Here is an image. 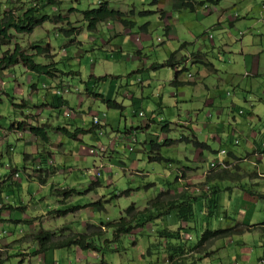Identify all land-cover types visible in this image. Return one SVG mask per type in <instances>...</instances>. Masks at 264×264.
Segmentation results:
<instances>
[{
  "label": "rangeland",
  "instance_id": "374dc122",
  "mask_svg": "<svg viewBox=\"0 0 264 264\" xmlns=\"http://www.w3.org/2000/svg\"><path fill=\"white\" fill-rule=\"evenodd\" d=\"M10 1L0 0V16L2 12L7 10L9 7L7 3ZM153 1L155 0H55V6L51 8L49 6L43 7V11L45 14L48 13L50 17L61 15L67 20L65 23L55 25L45 22L37 27L32 34L14 35L11 45L0 48L1 56L4 51H11L15 44H19L27 54L36 56L33 46H42L41 49H43L48 45L51 50L49 53L41 55V57H35L36 63H43L51 68L52 76L46 75L48 79L44 80L52 79L56 87H60L58 84L63 78H66L68 84L83 92L81 94L76 92L66 94L64 96L66 100L65 106L62 108L53 106V110L45 109L41 114L42 117L47 118L49 115L58 114L60 121L66 122L74 130L78 127L93 132L104 147L108 146L109 140L120 139L124 135L125 119L127 120V129H129L130 127H137L140 121L145 122L146 118L149 119L151 116L155 118V124L150 128V136L148 137L150 143L147 150L151 152L150 156L159 155L163 160L161 162L149 161L147 154L141 153L143 146L137 144V142L132 147V152L128 150L126 144L116 142L115 147L112 148L113 151H107L104 154L105 168L102 169V172L101 169L99 170V177H96L93 167L96 164L98 165L99 158H101L98 156H102L103 153L97 150L98 156L93 157L88 154V149L98 143L92 141L94 137L90 133L83 135L82 141H73L64 137L61 140H55V135L51 131L48 132L51 143L55 144V146L61 144L66 147L65 153L67 154V156H63L55 151L54 163L52 162L49 165H53L57 169L64 166L71 169L75 176L72 178L68 174L65 176H53L48 180V184L44 188H41L37 181H27L25 174L22 172L25 163L23 159L25 150L21 143H17L14 140L13 144L15 145L16 143L14 147L15 153L11 157V162L12 166H16L19 170L21 184L18 191H14L9 196L8 201L14 202L15 200L19 201L20 198L23 199L28 204V212L26 214L32 218L41 217L42 215L46 216L50 211L52 216H56L74 206H81L83 212L68 213L65 216L55 217L53 220L42 219L40 221L39 218H35L33 224L28 222L19 224L5 223L3 229H0V232H5L4 236L8 234L18 235L20 232L28 233L31 231L30 225H34L36 231L40 228L52 230L58 227L59 229L55 230L56 233H64V235L73 233L85 234L86 231L87 233H94L95 230L89 229L90 225L83 227L84 223H91L89 221L90 217L95 219L92 222L95 221L96 225L100 223L106 224L118 221L120 217L125 216L126 209L131 204L141 209V212L133 214V217L139 218V221L143 222L139 226L141 228L133 236L121 234L119 236L121 239L116 240L113 237V231L104 227L107 232L103 231L104 229L102 230L101 239L97 242L98 252L94 254L92 251H81L82 259L78 262L76 254L69 248L56 250L53 251L55 254L52 255L56 264H101L103 258L109 263L114 259L116 264H128V262L131 263L132 261L136 264H149L150 259L155 261L156 264H166L168 256L172 253L169 249L171 246L168 245L166 251H163V248H159V244H162L163 238L161 234L163 232L157 237L154 231L158 228L159 230L161 229V221L158 219L164 215V218L167 217L170 205H149V203L156 200V197L162 192L172 190L177 193L179 191L180 187L176 182L179 170L197 167L200 172L210 171L212 162H217L218 159L223 160L224 157L228 156L226 153L225 155H218L215 153L216 151L224 149L225 152H241L247 144L244 136L231 135L233 139H238L239 144L233 146L227 141H222L221 144H212L211 148L214 152H206L203 161L199 163L185 159V155L191 156L193 147L192 145L187 147L181 141V134L190 140L192 139L189 129H184L183 124L193 121L194 113L201 109L204 102L203 99L207 97V92L201 86L198 87L197 85L194 87L189 85L187 81L191 76L187 75L185 70L182 71L183 68L180 65V68L174 72V75L180 73L179 80L183 81L179 86H173V81L171 83L168 82L172 67L156 70L148 69L143 74L135 71L137 68L148 67L152 63L162 64L165 59L179 49L176 38L171 40L167 38L160 15L158 13L143 15V12L155 11L157 8L165 11L170 15L168 23L176 31L175 33L178 37H186L189 34L186 24L194 21L192 20L193 17H190L192 16L191 14L182 15L185 12L175 7L172 1L157 0L159 1L158 5L151 6L150 4ZM102 2H108L109 7L113 10L126 11L128 18L132 16L135 19L136 26L130 30H125L118 21H109L98 25L97 32H89L86 25L82 22L81 12L95 9ZM67 22L68 24H66ZM61 28H78L79 33L69 39L60 31ZM143 28H147L148 31L145 33ZM136 37L139 41H136ZM185 39L193 42L188 37ZM138 45L142 47L141 60L136 59ZM168 51H170V54ZM91 76L95 79L108 76L107 81L95 84L93 93L107 96L109 93L117 92L118 95L117 93L116 96L112 95L111 100L122 105L121 110L108 108L100 98L87 96L84 93L86 90L85 84L91 80ZM30 78L32 81H30ZM0 80V91L4 92L0 93L1 138L4 132L10 131L9 127L15 121L20 122L21 120L31 119L35 122L37 117L28 115L37 114V108L33 106L32 101L37 99L39 102L40 96L45 90L39 87L38 92L32 93L31 84H37L39 79L35 74L26 72L21 64L4 71ZM223 86V84H219V88ZM223 90L225 91V88ZM133 99L140 102L138 105L141 107V111L145 113L146 118L132 115ZM95 117L105 124L101 127L103 136L99 134L100 130L98 128L92 129L93 118ZM161 119L167 121L166 123L170 129L166 135L163 132L164 128H161L163 124L159 123ZM193 123L195 122L193 121ZM27 125L25 123V126ZM198 128L200 129L201 127ZM197 133H200L197 137L201 139L202 135L206 134L207 131H202V133L197 131ZM136 135L139 137L140 143H143L145 135L143 133ZM27 138H29V135H27ZM166 139L177 142L173 146L166 145L164 143ZM43 144L41 141V145ZM40 151L44 153V150ZM70 151L71 154H69ZM46 155L47 157L52 156L50 153L33 155V159H30L31 161L27 164L25 163L24 166L26 168L29 167V171L35 170L32 163L45 159ZM3 157L4 162L6 164L9 163V158L4 152ZM27 160L28 158H26V162ZM109 160L114 162L112 167H110ZM253 161L257 165L252 158L250 160L232 161L230 167L225 169L220 167L212 169L211 172L215 174L226 170L230 174V178L224 177L216 181L218 206L210 217L200 212L199 204L192 205L194 218H190L193 221L189 219L190 228H187L185 235H183V238L186 236L187 241V243H184V246H186L185 252L179 254L177 250L178 254H175L172 264H195L198 261L196 257L199 256L194 257V254L188 251V247L196 245L205 230L233 229L237 232L219 237L215 241L207 242L205 249L200 251V256L203 258L202 264H247V257H251L253 262L256 255L263 252L262 249L264 248L261 245L264 244V233L262 231L251 233L244 231L246 229L244 226H260L264 224V201L259 199L258 206L254 209L246 199V197L256 198L257 191L263 192L259 194L264 197V183L257 186L252 185V181H255L254 179L245 178L240 174L243 169L254 171L255 166L251 164ZM119 165H124V167L122 168ZM258 165L264 169V161ZM77 176H81L85 181L83 186L76 187L79 194L72 196L68 206L57 204L56 200L62 199V196L57 198L54 194L50 195V184H54L55 189L70 188L73 187V179ZM63 177L67 178V184ZM91 178L98 179L102 186L94 188L89 181ZM202 188L203 186L199 184L185 185V191L194 194L190 195L191 199L201 196L206 190ZM163 200H171V197H166ZM93 202H100L99 206L101 205L105 210L96 206V208H93L94 211H90L91 207H88V204ZM3 208L4 206L0 210ZM4 211H6V208L2 212ZM150 216H153V218L149 219ZM146 221L151 223L145 230L143 224ZM132 226L134 225L132 224ZM65 228L69 229V232L64 230ZM135 228H138V226ZM188 237L192 238V240L189 241ZM116 241L119 247L123 248V250L119 251L120 253L111 250L107 246L109 243L115 245ZM135 242H137L136 246L133 245ZM149 245L154 247L155 254L153 258L147 256V251L150 249L148 248ZM0 254L1 258L4 259V253ZM170 262L168 261V264ZM9 264H17V261H10Z\"/></svg>",
  "mask_w": 264,
  "mask_h": 264
},
{
  "label": "crops",
  "instance_id": "0c3cea01",
  "mask_svg": "<svg viewBox=\"0 0 264 264\" xmlns=\"http://www.w3.org/2000/svg\"><path fill=\"white\" fill-rule=\"evenodd\" d=\"M173 5L177 7L178 9H182L184 13L182 15H188L190 16L193 23H187L186 29L189 31V34L186 35V37L190 38L189 40H193V42L187 41L185 39L186 37H178L176 35V31L173 29V27L168 23V18H170L169 14H167L162 9L157 8L154 13H158L161 17V20L165 27L166 36L168 39L176 38L178 42L179 49L175 51L169 58L165 59L163 63H165L167 60H169L173 56L172 63L174 64V68L172 67V72L169 75V83L173 81L175 75L174 72H176L177 69H179V65L187 72V75L189 74L191 77L188 79L187 83L189 85H193L194 87L198 85L202 87L207 92V97L203 99V105L201 106V109L197 110V113H194L193 121H189L188 123L183 124L184 129L188 128L190 136L192 137V141L186 137L185 135H182L181 141H183L187 147L192 145L193 151L191 152V156L185 155V159L188 161L194 160V162L199 163L203 161L204 154L206 152H214L211 148L212 144H221L222 141H227L231 145L235 146L236 141L238 139H233L232 136H244L246 140V146L244 147L243 151L239 152H226V155H228L226 158L224 157V160L228 163H231L232 161H243V160H250L254 159L256 161V164L254 161L251 163L254 165L255 169L254 171H248L249 169H243L241 175H243L245 178L249 177L254 179L255 181H252L253 184L257 186L258 184L264 183V169H262L261 166L258 164L264 161V0H192L191 3L194 5V9L191 10L188 7H184L180 5L179 3L173 2ZM131 11V10H130ZM126 13V11H121ZM234 16V17H233ZM190 18V19H191ZM128 21L133 22L136 26L135 19L131 16L130 18L127 17ZM189 22V21H188ZM209 22V23H206ZM125 30H130L127 28H124ZM144 32L146 33L148 31L147 28H143ZM211 32V33H210ZM114 35H116L114 33ZM209 36H212L210 39ZM136 41H139V39L136 37ZM141 49L142 47L138 45L137 49V56L136 59L141 60ZM190 50V51H189ZM170 54V51H168ZM112 57V55H111ZM162 63V64H163ZM159 65V63H152L150 66L137 68L135 72L144 73L145 70H156L153 69L152 66ZM24 68V67H23ZM169 68V67H168ZM26 72H29L25 69ZM2 76V75H1ZM105 77V76H104ZM108 76H106L107 78ZM39 79L38 83L31 84V91L32 93H36L39 90V87H41L42 90H45V92L40 96V101L38 102L37 99H34L32 101L33 106L37 108V114H28L31 117H37L35 119V122L31 119L21 120L20 122L27 123L28 125L25 126L22 129L27 130H17L13 128L12 126L16 125L18 122L15 121L10 127V131L4 132L3 136L0 138V208L4 206L3 209L6 208V211L2 212L0 210V229H3V226L5 223L10 224H19V223H32L35 221V218H39L40 221L42 219H54L55 217H59L60 215L52 216L51 211L48 212L46 216L42 215L41 217H35L32 218L26 213L28 212V204L20 198L19 201L15 200L14 202H9L8 198L11 194L14 193V191H18L20 188V174L18 173V178L15 179L14 169H17L16 166H12L11 157H13L15 153V145L13 144L14 140L17 143H21L24 148V162L27 164L33 159V155H39L41 154H52L51 157H47L42 160L43 164L42 166H37V163H32V166H34L35 170H30V168H26L25 163L22 168V172L25 174V177L27 181L33 182L37 181L39 186L41 188H44L46 184H48V180L57 175H69L71 178L75 175L72 173L71 169H68L66 167H58L55 168L52 164L55 160V151L58 154H61L63 156H67L66 147H63L61 144L59 146H55V144H52L50 141V137L48 135V132L51 131L53 135H55V140H61L64 136H62L57 130L59 127L66 128L68 131L72 132L74 128H72L70 125H68L66 122H61L59 119V115H49L47 118L42 117L43 110L51 109L53 110V106H59L58 99L55 96V87L56 84L54 81L52 82V79H48L46 76H37ZM31 79V78H30ZM44 80V81H42ZM179 80V78H178ZM32 81V79L30 80ZM29 81V82H30ZM92 81V83H91ZM181 83L183 81L179 80ZM97 79H95L93 76H91V80L87 82L85 94L87 96L95 97L96 94L93 93V89L96 83H98ZM223 84V87L219 88V84ZM1 84V80H0ZM61 88H64L66 86H69L72 89H76V93L81 94V90L78 88H73L70 84L67 83V79L63 78L61 82L58 84ZM171 85V84H170ZM172 86V85H171ZM225 88V91L223 90ZM1 89V87H0ZM0 93H4L0 91ZM117 92L109 93L107 96H104L105 100H111L112 95L116 96ZM179 94V93H178ZM177 94V96H178ZM118 95V93H117ZM65 96V95H64ZM64 96H58L59 98H62L61 107L66 105V100ZM192 97V96H191ZM114 101V100H111ZM132 115L139 118H146L145 113H143L141 110V107L138 105L140 102L136 100H132ZM118 107H115L113 109H122V105L114 101ZM243 112V113H242ZM55 113V112H54ZM139 113H143V116H139ZM27 116V115H25ZM71 117V115H70ZM190 120V119H189ZM186 121V120H185ZM166 120H160V124H163L161 128H164L163 132L165 135L170 131L169 126L166 123ZM103 125H105L102 122ZM155 124V118L151 116L149 119L146 118V121H140L137 127L135 128H129L127 129V120H124V128L125 133L120 139L116 140H109L108 146L104 147L98 140V138L95 136L93 132H88L93 136L94 138L92 141L98 142L96 143L95 148L102 149V156H98L97 153L94 156L101 157L99 158L98 165L93 167V170L96 168L101 167L102 169L105 168L104 165V154L107 151H113L112 148H114L116 142L117 143H123L126 144L129 143L130 136L134 135L137 144H141L143 146L141 153H146L149 161H152L151 159L153 156L150 151L147 150L148 144L150 143L148 137L150 136V128L151 126ZM45 126L47 128V135H48V142L41 145V141L37 138H35L28 130L29 126ZM95 129V126L92 125ZM198 127H201L200 129ZM12 129V130H11ZM76 129H82V128H76ZM199 129V130H198ZM187 130V129H186ZM207 131L206 134H203L201 139L197 137L198 134L197 131ZM88 131V130H84ZM143 133L145 135V140L143 143H140L139 137H137L136 134ZM27 135H29V138H27ZM232 135V136H231ZM103 136V135H102ZM66 138V137H64ZM82 136L78 137V140L76 141H82ZM68 139V138H66ZM70 140V139H69ZM166 139L164 143L166 145L173 146L175 145V140ZM194 140V142H193ZM74 141V140H73ZM152 144V143H151ZM239 144V141H238ZM40 150H44V153H42ZM221 151H225L224 149ZM3 152L6 154V156L9 158V163H5L3 160ZM101 152V151H100ZM135 152V151H134ZM137 152V151H136ZM220 151H216L215 153L218 154ZM228 153V154H227ZM71 154V151L69 152ZM89 154V153H88ZM26 158H28L26 162ZM53 160V161H52ZM5 163V164H4ZM110 167L113 166L114 162L110 161ZM120 167H124V165H119ZM48 168V169H47ZM60 168V169H59ZM50 170V171H49ZM200 172V170L196 168H187V169H181L178 172V175L176 177V182L179 185V191L175 193L172 190H168L166 197H171V200H163L160 204L164 206L165 204L170 205V202H174L176 204H180L185 201V197H190L191 192L185 191V185L186 184H199L202 185L204 189H210L211 191H204L201 196L194 197L195 200H191L192 204H199V209L202 214L204 213L206 215V208L204 206L205 197L208 196L212 191H217L215 184L218 179H209L207 180V176L210 174L209 172ZM15 172H19L15 171ZM212 173V172H211ZM3 174V175H1ZM229 174V173H228ZM143 175V174H141ZM144 176V175H143ZM66 181V184L68 182L66 177H63ZM243 178V177H241ZM72 186L70 188H66L67 190H73L74 193L71 194L68 198L57 199L56 203L60 205H69V202L72 200V196L79 194L77 192L76 187L83 186L85 184L84 179L81 176H77L73 179ZM91 185L95 188L101 187L102 183L98 179H90L89 180ZM205 186V187H204ZM202 188V189H203ZM61 190L65 189H55L54 184H50L49 188V194H54L55 197H60V193H58ZM186 192V193H185ZM262 194L260 191H257L256 198H247L250 206H253L254 209L258 206L259 199L264 201V197L260 196ZM176 196V197H175ZM165 197V198H166ZM263 197V198H262ZM98 198V196H96ZM31 200V199H30ZM29 200V201H30ZM150 202V201H149ZM148 202V203H149ZM166 202V203H165ZM94 203V202H93ZM93 203L88 204V207H91L90 211H94L93 208H96V206H92ZM96 203V202H95ZM153 201L149 203V205H152ZM87 205V204H86ZM85 205V206H86ZM102 210H105L101 205L99 206ZM19 208V209H18ZM33 208V207H32ZM72 211L69 213H80L83 212V208L81 206H74L69 208ZM67 209V210H69ZM73 209H75L73 211ZM141 212L140 208H135L134 213ZM203 214V215H204ZM167 217L162 216L158 220L161 221V229L159 228L154 231L155 236H159L161 232L162 244H159V248H163V251L167 249V246H171L169 249L174 252V248L172 247H179L184 243H187L186 236L185 238H182L180 241L174 239H169L165 237V234L167 232L174 233L177 231V229H181V236L185 235L186 229L190 228V220L183 221L179 218L177 215V210L171 209L167 212ZM46 217V218H44ZM52 217V218H51ZM123 217V216H122ZM132 223L134 226H138V228H135V230L131 231L129 235L133 236V234L140 229L139 227L142 223L139 221V218L136 219L133 217ZM153 218V216H150L149 219ZM164 218V220H163ZM194 218V215L192 216ZM93 217L89 218L90 222L82 223L83 227L87 225H91L92 229L95 230L93 233V238L95 240L96 246L97 242L101 239L102 236V230L106 231L104 227H102L103 223H100L99 225H96L92 222ZM136 220V221H135ZM48 221V220H47ZM138 221V222H137ZM193 221V219L191 220ZM116 222V221H114ZM151 222L146 221L143 224L144 229L150 225ZM100 227V228H99ZM246 229L244 231L251 233L255 231L261 232L259 229H253L254 226L248 225L244 226ZM42 229V228H40ZM58 227H55V229L48 230L43 229L47 231H53L58 230ZM101 229V230H100ZM30 232L23 233L20 232L18 235L8 234L6 236L0 237V253H4V263L3 264H9L10 261L16 262L17 264H56L53 261L52 255L55 253L53 251H46L45 253L36 254L39 250V245L37 242H35L32 238V236L38 231H36L34 225H30ZM67 232H69V229L65 228ZM101 231V232H100ZM3 232V231H2ZM105 232V233H106ZM98 233H101V236L97 237ZM264 233V232H263ZM128 236V235H127ZM189 238V237H188ZM116 239V240H120ZM189 241L192 240L188 239ZM107 243V242H106ZM137 242H135L133 245L136 246ZM111 250H115L119 252L120 250H123V248L119 244L113 245L112 243H109L107 245ZM155 246V244H154ZM166 246V247H165ZM193 246V245H191ZM264 248V244L261 245ZM190 247V246H189ZM148 248H152V250L148 249L147 256L149 258H153L154 253V247L153 245H149ZM71 251H74L76 254V259L78 262L81 261V255L82 253L81 249L72 247L69 248ZM263 252L256 255L255 260L252 262L251 257H247L246 261L247 264H261V262L264 261V249H262ZM95 254V251H92ZM120 253V252H119ZM178 253V251H177ZM198 259L195 264H202L203 258L200 256V251L192 253ZM1 255V254H0ZM22 256H24L22 258ZM96 256V255H95ZM2 257V256H1ZM202 262V263H201ZM60 264V263H58ZM88 264V263H86ZM101 264H116V261L112 259V262H108L103 258ZM128 264H136L134 261L131 263L128 262ZM139 264H146V263H139ZM149 264H156L155 261L150 259ZM168 264V261L167 263ZM169 264H172L171 262ZM176 264V263H175Z\"/></svg>",
  "mask_w": 264,
  "mask_h": 264
},
{
  "label": "trees",
  "instance_id": "16d2710c",
  "mask_svg": "<svg viewBox=\"0 0 264 264\" xmlns=\"http://www.w3.org/2000/svg\"><path fill=\"white\" fill-rule=\"evenodd\" d=\"M167 1H173L176 3H179L180 5L184 7H188L191 10L194 9V5L191 3L192 0H167ZM159 1L155 0L150 5L151 6H157ZM9 7L7 10L2 12L0 16V48L6 47L12 44V38L14 35H25V34H32L33 31L42 25L45 22H50L52 24H61L65 23L67 20L63 18L61 15H58L57 17H50L47 14L44 13V8L49 6L50 8L56 5L55 0H11L7 3ZM43 8V9H42ZM154 14L153 11H146L143 12V15L148 14ZM82 15V22L86 25V28L89 32H97L98 25L107 23L109 21H118L124 28L130 29L134 27V23L127 20V14L121 11L113 10L109 7L108 2H102L99 4V6L95 9H91L85 12H81ZM68 24V22L66 23ZM60 31L64 34L65 37L71 39L74 35H77L79 33L78 28H61ZM42 46L35 45L33 48L36 51V56L27 54V52L19 45L15 44L13 49L6 50L3 52V54L0 56V77L4 71L7 69L14 67L16 65L21 64L24 69L29 71L30 73L35 74L36 76H52L51 68L49 65H45L43 63H36L35 57H41V55L49 53L51 50L49 46L47 45L46 48L41 49ZM173 56L167 60L163 64H159L156 66H152L153 69H159L164 67H173L174 64L172 63ZM184 71V70H182ZM180 73H176L174 80L172 82L173 86H179L181 85V82L178 80ZM108 78V77H107ZM106 76L98 78L97 80L107 81ZM96 98H100L101 101L108 107V108H115L118 107V105L111 100H105L103 95H95ZM58 99V108L61 107L62 98ZM13 128L17 130H22V128L25 127V123L18 122L15 126H12ZM29 132L40 141L47 143L48 142V135H47V128L43 125L41 126H29L28 128ZM92 130V129H91ZM62 136L70 139V140H78L79 136L86 135L88 131H84L83 129H75L72 132L68 131L66 128L59 127L57 130ZM152 161H158L161 162L163 159L157 155L151 159ZM43 162L42 160L39 161L37 166H42ZM13 174H18V168L13 170ZM228 172L226 170H223L220 173H210L207 176V180L209 179H218L221 180L224 177L230 178ZM210 192V189L206 190ZM217 191H212L208 196L205 197L204 206L206 208V216L210 217L213 212H215L218 201L216 197ZM58 193H60V196L63 198H68L71 196L72 193H74L73 190H61ZM186 193V192H185ZM167 193H160L156 200L153 201L152 205L160 204L163 199L166 197ZM196 199V198H195ZM194 198L191 199L190 197H185V201L176 204L173 201L170 202V206L168 207L169 210L174 209L177 210V215L179 218L183 221H188L193 215V207L191 200H195ZM99 203H93L92 206H99ZM135 205L131 204L125 212V216L120 217L118 221L102 224V227H105L106 229H111L113 231V237L114 239L120 238L119 236L121 234L128 235L130 232L135 229L136 226H132L133 222V214L135 212ZM19 209V208H18ZM75 209H73L74 211ZM72 210H65L61 212L60 216H65ZM89 229H92V226L90 225ZM253 229H259L260 231L264 232V224H261L260 226H254ZM236 230L229 229V230H219V231H210L205 230L204 233L201 236L200 241L193 246L188 247V251L195 253L201 251L202 249H205L207 246L206 243L219 237H224L226 235H231L233 233H236ZM243 232V231H242ZM101 236V233H98L97 237ZM166 238L174 239V240H181L183 237L181 236V229H177L176 232L170 233L167 232L165 234ZM33 240L38 243L39 250L36 254L45 253L46 251H56L61 249H68L72 247H76L81 249L82 251H95L98 252V247L96 246L95 240L93 239V233H87L85 234H78L73 233L69 235L63 234H57L53 231H47L43 229H39L33 236ZM108 243V242H107ZM180 247V248H179ZM178 249L174 248V252H172L168 256V261H171L173 263L175 254L178 253L175 251H179V254H183L185 252L184 244L183 246H179ZM4 260L0 256V264H3Z\"/></svg>",
  "mask_w": 264,
  "mask_h": 264
},
{
  "label": "built area",
  "instance_id": "2783aa9c",
  "mask_svg": "<svg viewBox=\"0 0 264 264\" xmlns=\"http://www.w3.org/2000/svg\"><path fill=\"white\" fill-rule=\"evenodd\" d=\"M209 38L211 39L212 38V36H209ZM190 76V75H189ZM70 89L69 88H67V87H65V88H63V89H57V90H55V95L56 96H63V95H66V94H68V93H70ZM139 116H143V113H139ZM93 125L94 126H100V125H102V122L100 121V119L99 118H97V117H95V118H93ZM99 134L100 135H102V132H99ZM129 143H128V145H127V147H128V150L130 151V152H132L133 151V146H134V144L137 142V140H136V138H135V136L134 135H132V136H130V138H129V141H128ZM238 144V141H236V145ZM97 150H99V151H102V149H100V148H90V149H88V153L90 154V155H95L96 153H97ZM225 151H220L219 153H218V155H225ZM210 167L213 169V168H215V167H220V168H223V169H225V168H228V167H230V163H228V162H226L224 159L223 160H221V159H218V161L217 162H212L211 164H210ZM101 169V167L100 168H96L95 170H93V172H96V177H99V175H100V173H99V170ZM15 175V178H18V174H14ZM4 234V232L3 233H0V237L2 236ZM188 239H191L190 237L188 238ZM261 264H264V261L263 262H261Z\"/></svg>",
  "mask_w": 264,
  "mask_h": 264
},
{
  "label": "clouds",
  "instance_id": "9594fccd",
  "mask_svg": "<svg viewBox=\"0 0 264 264\" xmlns=\"http://www.w3.org/2000/svg\"><path fill=\"white\" fill-rule=\"evenodd\" d=\"M67 88H69L71 91H70V93L71 92H76L77 90L76 89H72V88H70L69 86H66ZM56 89L55 90H57V89H63V88H61V87H55ZM65 88V87H64ZM55 92V91H54ZM56 96V95H55ZM64 96V95H63ZM103 126V124L102 125H100V126H95L96 128H98L100 131L99 132H102V130H101V127ZM103 135V134H102ZM91 148H94V147H91ZM90 149V148H89ZM4 232V231H3ZM3 232H0V233H3ZM5 235V232H4V234H3V236Z\"/></svg>",
  "mask_w": 264,
  "mask_h": 264
}]
</instances>
